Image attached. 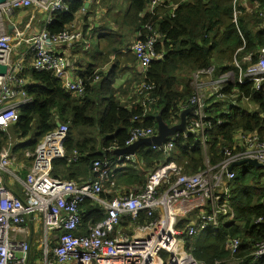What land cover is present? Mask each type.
Instances as JSON below:
<instances>
[{
  "label": "trees",
  "instance_id": "1",
  "mask_svg": "<svg viewBox=\"0 0 264 264\" xmlns=\"http://www.w3.org/2000/svg\"><path fill=\"white\" fill-rule=\"evenodd\" d=\"M91 1L70 0L68 11L51 15V23L43 24L42 29L50 35H58L72 27L81 12L85 13L83 18L86 20L88 9L85 4ZM232 1L164 0L151 15L145 0H126L120 18L126 32L124 28L116 32L112 27L113 32L105 42L110 53L118 54L108 75L109 83L104 86L102 82L106 75L88 67L85 72L78 73L85 93L82 98H77L65 91L63 83L51 73L27 69L26 91L31 103L19 109V120L8 132H0V150L11 141L13 153L29 165L31 157L25 159L24 155L32 154L38 142L58 125H67L66 156L53 161L51 176L76 183L93 181L92 176H96L88 167L95 162L107 163L116 175L115 188L110 195L101 194V197L111 199L140 193L151 173L170 163L186 175L205 169V160L210 166H216L240 151L234 146L238 134L256 135L260 142H264V92H256L250 85H237L227 88L224 101L212 98L209 102L205 150L199 145L197 135L178 133L166 140L165 143L173 145L166 154L143 145L136 149L133 162L113 155L115 149L126 147L134 129H152L156 133L157 118L167 126L177 125L182 112L189 110L194 96L192 76L197 71L231 69L233 56L244 43L245 53H254L264 47V30L259 28L260 22L254 12L247 13L240 7L237 28L232 23ZM148 27L160 36L155 49L163 55L162 58L150 63L141 74L135 66V75L130 72L131 79L125 83L128 89H114L115 72L121 57L126 59L132 55L128 52V38L143 41L146 35L152 34ZM118 33L120 36H116ZM128 59L134 63L132 67L136 65L134 56ZM241 59L242 56L239 61ZM95 77L98 81L94 80ZM234 89L237 90L233 99L235 105H231L230 94ZM126 97L128 102L123 103ZM245 98L252 104V111L244 107L242 101H246ZM188 119L189 116L187 122ZM12 132L17 138L16 143L10 136ZM73 153L77 158L68 162ZM233 172L235 178L228 184L227 200L233 220L217 232L208 229L194 238L181 237L186 252L200 264H232L234 260L237 264H264V258L252 262L250 257L256 245L264 244V171L243 165L234 168ZM78 175L82 177L77 178ZM132 187L137 190L131 191ZM165 189L163 186L162 190ZM208 211L206 208L205 213ZM80 214L82 230L105 217L89 200L80 205ZM195 218L194 215L188 216L177 228L183 230ZM147 222L145 212L139 213L134 221L122 217L115 233H130L133 226ZM231 240L240 243L234 256L228 247ZM162 257L166 258V254Z\"/></svg>",
  "mask_w": 264,
  "mask_h": 264
},
{
  "label": "built area",
  "instance_id": "2",
  "mask_svg": "<svg viewBox=\"0 0 264 264\" xmlns=\"http://www.w3.org/2000/svg\"><path fill=\"white\" fill-rule=\"evenodd\" d=\"M69 1L6 0L0 5V66L6 68L4 74L0 73V132H8L19 120V109L31 103L26 91L27 69L51 73L63 83L65 91L77 98L83 97V81L69 79L66 55L50 51V48L62 45L71 50L78 44L88 51L90 43L82 32L66 30L50 35L42 29L30 33V23L23 29L14 26L11 32L8 31L15 13L33 9L45 15L43 24H50L51 15L68 11ZM145 1L148 13L153 15L164 0ZM240 7L247 13L254 12L260 22L259 28L264 30V0H233L232 23L236 28ZM148 30L152 34L146 35L143 41H134L128 48L143 70L163 56L155 49L160 36L149 27ZM244 50L245 43L234 54L231 69L215 72L214 68H209L192 76L194 96L182 133L197 135L203 150L206 149V109L212 98L224 101L227 88L237 85H250L256 92H264V47L254 53ZM252 59L255 61L251 62ZM94 80L98 81V77ZM236 94L237 90L231 91V105H235ZM245 100L242 101L244 107L247 105L252 111V104ZM67 134L68 126L64 124L46 134L31 154L29 165L13 153L11 141L1 148L0 264H200L186 252L181 237L194 238L208 229L217 232L233 220L227 203L228 184L235 178L233 170L228 171L232 165L254 160L264 166V142L256 135L241 133L234 143L240 151L216 166H210L205 160V169L186 175L170 163L153 171L140 193L106 199L101 194L110 195L116 182V175L107 163L92 164V174L96 176L93 181L76 183L51 176L53 161L66 156ZM155 134L152 129L136 128L130 133L126 147ZM172 148L171 142L161 148L152 146L165 154ZM76 158L73 153L68 162H74ZM125 159L131 161V157ZM13 166L18 167L17 171H23V176L11 171ZM163 186H166L165 190H162ZM85 200L97 206L105 217L82 230L80 205ZM194 203L198 205H192ZM194 207H206L209 211L205 213V209L203 213L194 214V220L183 230L178 229L177 225L190 216ZM141 212L146 213V224L133 226L130 233H115L122 217L134 221ZM36 221L41 226L39 255L37 261L31 263L30 240ZM239 245L238 240L228 242L231 256L237 253ZM164 253L166 258L162 257ZM250 257L252 262L263 259L264 244L256 245ZM232 264H237V260Z\"/></svg>",
  "mask_w": 264,
  "mask_h": 264
},
{
  "label": "crops",
  "instance_id": "3",
  "mask_svg": "<svg viewBox=\"0 0 264 264\" xmlns=\"http://www.w3.org/2000/svg\"><path fill=\"white\" fill-rule=\"evenodd\" d=\"M88 6L85 7V9L89 10ZM88 10L86 11L87 14H89ZM104 14L105 13H103V15ZM22 15H23L22 17L20 15H17V16H14L13 18L10 19V22H11V25H12V29H13L14 26L18 27L20 29H23L24 25L27 24L25 22V19H27L28 17H26V15H24V14H22ZM87 17H88V15H87ZM76 19H77V16H76ZM87 19L85 20L86 22L82 23L81 25L77 24L76 21H75L74 25L72 27H69L67 30L70 31V32L80 31L83 34L86 32V33H88V38H90V39L97 38V45H96V49L95 50H92V45H91L92 43H91L90 44V49L88 51H84L83 50V47H82L83 45H81V47L77 48V46L79 44L76 45L71 50L67 49V47L62 45V46H58V47H55V48H50V51H52V52H60V53H64L66 55V58H68L67 59L68 76H69L70 80L75 81L77 79H80V78H78L79 77L78 73L85 72V70L88 67H93L95 72L99 71L98 73L106 75L105 79L102 82L104 84V86H106V84H108L109 81H110L108 79V75L111 72V68H112L114 62L117 60L116 56L118 54L110 53V51L108 49V45H107V43H105L106 40L112 34V33H109V31H112V30L109 28V29L105 30L106 33H105V31L102 34L100 32L102 31L101 26H104L105 24H110V25H112V24L109 21H104V22H101L100 24H98L99 22L98 23L96 22L97 19H95V17H88ZM38 21L41 22V23H44L45 22V15H41L39 17ZM120 25H121V20L119 21V24L117 26L120 27ZM119 30H120V32L122 31V29H119ZM33 32H36V31H30V33H33ZM124 32H126V30H124ZM116 36H120V35H116ZM131 38L132 37H129L128 40H130ZM132 40H135V39L133 38ZM80 48H82V52L83 53L77 52V50H79ZM123 55H127V54H123ZM131 57H133V56L131 55L128 58H131ZM128 58L123 59L121 57V59H120V63H119L118 69L115 72L117 74V76L114 79V83H113V88L114 89H121V88L125 89L123 83L127 82L126 79L128 78V76H129L128 74L130 72H132L135 75V72H133L135 66H136L135 69L138 70L139 73L143 70V68L139 67L137 65V63H136V65H134L132 67V65L134 63L131 62ZM127 60H129V61H127ZM100 80H101V77H100ZM116 86H118V87H116ZM127 98L128 97H126L125 99H127ZM123 100H122V102H123ZM133 158L134 159L131 158L132 162L135 160V156ZM88 170H90V167H88ZM91 176H92V174H91ZM79 177H82V176L78 175L77 178H79ZM91 179L95 180L96 178H93V176H92ZM79 180H82V179H79ZM106 186L107 185H105L104 188H106ZM132 190H137V188L136 187H132L131 191ZM192 205H198V203H194ZM205 209H206V207H202V208L194 207V208H192L190 211H193V212L190 214V217L192 215H194V214L203 213L205 211Z\"/></svg>",
  "mask_w": 264,
  "mask_h": 264
},
{
  "label": "rangeland",
  "instance_id": "4",
  "mask_svg": "<svg viewBox=\"0 0 264 264\" xmlns=\"http://www.w3.org/2000/svg\"><path fill=\"white\" fill-rule=\"evenodd\" d=\"M89 6V14L88 17H95L96 22L98 24H100L101 22H104V21H109L112 25L110 24H105L104 26H101L102 28V31L100 32L101 34L104 33L105 30L107 29H112L113 28H116V32L119 31V29H123V25H120L117 26L119 24V21L121 20V16H123V13H124V10H125V6H126V3H125V0H92L90 4H88ZM103 13H105L103 15ZM22 14L26 15V17H28L27 19H25V22L26 23H30V26H31V31H38V30H41L43 28V23L39 22L38 19L39 17L41 16V14L38 12V11H35L33 9H28L27 11H20V13H15L14 16H17V15H20L21 17L23 16ZM85 15V13L81 12L80 14L77 15V19H76V23L81 25L82 23H84V18L83 16ZM13 16V17H14ZM12 17V18H13ZM87 17V18H88ZM125 30V28H124ZM109 32H113V31H109ZM85 36H86V39L89 41V43L92 45V50H95L96 49V45H97V38H93V39H90L88 38V33H84ZM120 33H118L117 35H119ZM135 40H129L128 43L129 45L131 43H133ZM82 44H79L77 46L78 47H81ZM127 45V43H126ZM83 47V46H82ZM77 52H80V53H83L82 52V48H80L79 50H77ZM128 79H131V77L128 76V78L126 79V81ZM120 85V84H119ZM118 85V86H119ZM125 89H128V87L125 85V83H123ZM116 86V87H118ZM129 86V85H128ZM132 87H135V84H132ZM137 88V87H136ZM132 94V92H131ZM124 103H127L128 102V99H124L123 100ZM246 108H250L248 107L247 105H245ZM10 136L12 138V141L13 142H17V138L16 136L14 135V133H10ZM27 140H23L22 142H25ZM12 143V142H11ZM13 144V143H12ZM14 145V144H13ZM31 154L28 153L27 156H24L25 159H28L30 158ZM26 164V162H25ZM27 165V164H26ZM17 166H13V168L11 169V171H13L14 173H16L19 177L23 176V171H17ZM257 170H260V171H264V170H261V169H257ZM7 179L9 180L8 176H7ZM20 192V191H19ZM40 224L38 223V221H36V224H35V227H34V233L31 237V240H30V247H31V250H32V262H36L37 259H38V255H39V252H38V245H39V233H40ZM33 264V263H32Z\"/></svg>",
  "mask_w": 264,
  "mask_h": 264
},
{
  "label": "water",
  "instance_id": "5",
  "mask_svg": "<svg viewBox=\"0 0 264 264\" xmlns=\"http://www.w3.org/2000/svg\"><path fill=\"white\" fill-rule=\"evenodd\" d=\"M5 1L6 0H0V5L3 4ZM87 6L88 4H85V7ZM8 31L9 32L12 31L11 25L8 26ZM5 71H6V68L4 66H0V73L4 74ZM189 112L190 110H186L182 112V114L180 115L179 123L173 126H167L166 124L162 122V120L157 118V129H156V134L154 136L147 138V139H140L134 142L133 144L125 147L124 149H115L113 151V155H116L117 157H131L132 159H134L133 157L135 156V151L139 146L145 145V146H155V147L161 148L165 144L168 138H172L176 136V134L182 133L184 131L185 122H186L185 120ZM243 165H249L256 169H264L263 165L257 163L254 160H245V161L238 162L232 165L228 171H231L234 168L240 167ZM90 168H91V165H90Z\"/></svg>",
  "mask_w": 264,
  "mask_h": 264
}]
</instances>
